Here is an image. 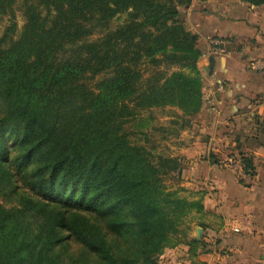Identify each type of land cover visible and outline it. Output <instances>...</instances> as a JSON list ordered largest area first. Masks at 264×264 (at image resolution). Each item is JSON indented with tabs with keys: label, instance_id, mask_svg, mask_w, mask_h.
<instances>
[{
	"label": "trees",
	"instance_id": "obj_1",
	"mask_svg": "<svg viewBox=\"0 0 264 264\" xmlns=\"http://www.w3.org/2000/svg\"><path fill=\"white\" fill-rule=\"evenodd\" d=\"M16 2L0 0V15L14 18ZM192 2L24 0L23 33L17 41L8 33L3 41L14 42L0 48V127L14 131L18 154L12 159L8 141L1 143L0 174L8 195L19 191L32 205L0 209V264H79L50 255L53 245L67 249L74 243L102 264H155L166 249L198 247L188 239L187 221L202 203L162 191L165 176L181 174L179 159L140 146L132 136L141 133L127 129L144 111L176 107L186 128L200 111L198 36L181 18ZM124 15V24L110 30ZM15 29L13 24L8 32ZM68 46L76 60L58 58ZM243 167L254 174L249 159ZM73 206L88 212L102 207L100 215L129 219L105 221L109 236H117L112 244L87 225L67 221ZM34 208L43 221L39 231L27 218ZM185 217L188 227L180 231ZM127 245L134 251L124 254Z\"/></svg>",
	"mask_w": 264,
	"mask_h": 264
},
{
	"label": "crops",
	"instance_id": "obj_2",
	"mask_svg": "<svg viewBox=\"0 0 264 264\" xmlns=\"http://www.w3.org/2000/svg\"><path fill=\"white\" fill-rule=\"evenodd\" d=\"M183 11L186 28L198 36L203 87L178 182L183 197L203 209L187 221L198 247L166 249L162 264H264V71L251 66L264 59V5L193 0ZM214 37L230 39L232 51L211 53ZM244 158L255 167L252 176Z\"/></svg>",
	"mask_w": 264,
	"mask_h": 264
},
{
	"label": "rangeland",
	"instance_id": "obj_3",
	"mask_svg": "<svg viewBox=\"0 0 264 264\" xmlns=\"http://www.w3.org/2000/svg\"><path fill=\"white\" fill-rule=\"evenodd\" d=\"M242 1V0H241ZM24 0H17L15 5V17H11L10 15H0V48L8 49L12 42L19 40L21 37L24 27L28 23V15L24 12ZM184 15V11H182ZM13 18V19H12ZM184 20L183 17H181ZM127 20V16H119L118 18L114 19L110 24V30H115L117 27L124 24ZM15 24L16 29L14 33L8 32V29L11 25ZM10 34L9 38H13L14 41L6 39L3 41L5 35ZM98 38V35L94 37H89V39ZM86 57L85 53L82 54ZM58 58L60 60H66L67 58L70 59H77V53L71 50V46H68L65 50H62L58 54ZM146 68V67H144ZM175 69L174 71H177ZM185 73H190L188 70ZM5 114V106L3 103L0 102V119ZM181 115V111L176 107H165V108H158L150 111H144L142 116L138 118L136 122L130 123L127 125V129L131 132H137L141 134H137L132 136V141L138 143L140 146L146 147L150 151L154 153H161L165 156H172L179 159L181 150L186 146L187 143L192 139L193 132H192V124L189 127H183L182 122L178 120V116ZM192 119V118H191ZM177 121V122H176ZM179 121V122H178ZM137 123L139 126H136ZM177 123V124H176ZM140 126H145L140 127ZM8 127H0V145L4 141H8L9 150H11L12 159L18 156L16 151L13 149V141L15 137L14 131L7 129ZM180 161V160H179ZM182 165V163L180 162ZM0 173L3 175L2 172V165L0 163ZM0 174V209L5 210H21L24 206H29L28 201L21 192L13 193L8 195L9 188L7 187L6 182L1 178ZM161 184L163 186V192L165 194H171L173 197H183L181 193L180 183L178 182V175L177 173L165 176ZM6 186V188H5ZM102 207L98 209V212H88L82 208H78L77 206H73L72 209L65 215L67 221L77 222L81 224L87 225L90 229L96 231L98 237L100 239H107L108 243H112L117 239V236L110 235L106 230L105 221L111 219L112 221L115 220H122V219H129L126 215L118 216L117 214H110V215H100V210ZM57 212L60 211V214L66 212V210L62 209L61 207L56 208ZM36 208L32 212H28L27 218H29V222L31 223L34 231H39L41 229V225L43 221H41V216H35ZM20 225H23L24 222L22 219H19L17 222ZM188 227L186 225V217L183 218V223L179 224L180 231ZM48 230L45 229L42 233L46 234ZM29 237H32L34 232H30ZM107 234V237H106ZM35 235V234H34ZM33 235V237H34ZM179 235V236H178ZM177 237H180V232ZM109 237V238H108ZM173 238L176 235L172 236ZM184 237H180V240H183ZM39 244V242L37 241ZM78 243H74L73 245L69 246L67 249L61 247H55L54 245L51 247L50 255L54 259H60L62 262L70 263L72 260H77L79 264H102L99 261V258L96 254L91 253L88 251L84 246L77 245ZM135 247V246H134ZM177 248V247H175ZM174 248V249H175ZM129 250L134 251V248L127 245L126 247L121 248V251L124 254H127ZM176 251V250H175ZM163 255V254H162ZM162 255L156 258L155 264H162Z\"/></svg>",
	"mask_w": 264,
	"mask_h": 264
},
{
	"label": "built area",
	"instance_id": "obj_4",
	"mask_svg": "<svg viewBox=\"0 0 264 264\" xmlns=\"http://www.w3.org/2000/svg\"><path fill=\"white\" fill-rule=\"evenodd\" d=\"M210 48H211V53L213 54L228 55L232 51V41L227 38L214 37L210 40ZM251 66L256 71H264V59H260L252 62ZM222 88L223 85L220 86V89ZM206 101H207V106H210L212 110H216V107L213 105L211 101V96L208 95ZM229 161L235 162L237 160L230 159Z\"/></svg>",
	"mask_w": 264,
	"mask_h": 264
},
{
	"label": "water",
	"instance_id": "obj_5",
	"mask_svg": "<svg viewBox=\"0 0 264 264\" xmlns=\"http://www.w3.org/2000/svg\"><path fill=\"white\" fill-rule=\"evenodd\" d=\"M200 231H201V230L199 229V233H200Z\"/></svg>",
	"mask_w": 264,
	"mask_h": 264
}]
</instances>
